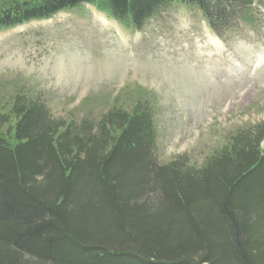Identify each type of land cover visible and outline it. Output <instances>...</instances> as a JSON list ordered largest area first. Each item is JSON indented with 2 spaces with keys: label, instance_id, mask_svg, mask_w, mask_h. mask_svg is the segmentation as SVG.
Instances as JSON below:
<instances>
[{
  "label": "trees",
  "instance_id": "trees-1",
  "mask_svg": "<svg viewBox=\"0 0 264 264\" xmlns=\"http://www.w3.org/2000/svg\"><path fill=\"white\" fill-rule=\"evenodd\" d=\"M257 2L0 0V28L94 4L140 29L184 4L224 37L255 26ZM263 142L264 122L199 169L161 164L145 100L70 122L25 93L0 100V264H264Z\"/></svg>",
  "mask_w": 264,
  "mask_h": 264
},
{
  "label": "rangeland",
  "instance_id": "rangeland-1",
  "mask_svg": "<svg viewBox=\"0 0 264 264\" xmlns=\"http://www.w3.org/2000/svg\"><path fill=\"white\" fill-rule=\"evenodd\" d=\"M256 18L219 50L202 14L182 4L139 32L92 7L0 32L2 108L25 93L55 118L95 121L115 103L145 100L159 163L182 158L199 169L264 122V8Z\"/></svg>",
  "mask_w": 264,
  "mask_h": 264
},
{
  "label": "bare ground",
  "instance_id": "bare-ground-1",
  "mask_svg": "<svg viewBox=\"0 0 264 264\" xmlns=\"http://www.w3.org/2000/svg\"><path fill=\"white\" fill-rule=\"evenodd\" d=\"M210 43L213 45V46H215V47H219L221 44H220V42L217 40V39H214V38H212L211 40H210Z\"/></svg>",
  "mask_w": 264,
  "mask_h": 264
}]
</instances>
